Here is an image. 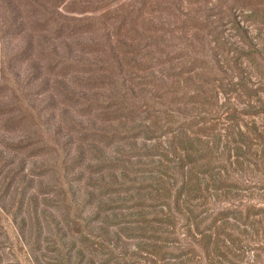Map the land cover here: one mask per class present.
I'll return each mask as SVG.
<instances>
[{"label":"rangeland","instance_id":"374dc122","mask_svg":"<svg viewBox=\"0 0 264 264\" xmlns=\"http://www.w3.org/2000/svg\"><path fill=\"white\" fill-rule=\"evenodd\" d=\"M109 56L127 60L113 76L131 73L141 89L93 88L91 64ZM162 68L178 83L138 79ZM150 82L180 96L155 102ZM199 87L208 103H189ZM119 93L126 117L105 106ZM164 106L185 120L208 109L214 142L264 129V0H0V264H176L186 237L164 144L141 127ZM261 193L244 198L264 202ZM166 211L170 235L153 231ZM259 240L233 264H264Z\"/></svg>","mask_w":264,"mask_h":264},{"label":"trees","instance_id":"16d2710c","mask_svg":"<svg viewBox=\"0 0 264 264\" xmlns=\"http://www.w3.org/2000/svg\"><path fill=\"white\" fill-rule=\"evenodd\" d=\"M123 53L126 55L125 52ZM111 59L112 57L109 56V61L104 59L97 64H91L89 71L97 70L101 75L100 78L89 81L92 82L93 88L120 83L126 90L129 89L130 94L131 89H141L138 86L142 83H136L138 81L134 76L130 77L131 73H128V78L125 79L119 70L118 78L114 77V70L117 71L118 66L127 67L128 65L125 64L127 60L122 63H113ZM168 62L170 64L171 61ZM189 65L188 72L192 68V63ZM141 70L143 69H139ZM171 71L172 69L162 68L161 71H156L157 75H155L156 72H152L151 75L141 76L143 78L138 79L144 82L143 85L147 82V78L156 83L158 80L156 76L161 80L163 73L165 79L172 75L170 82L173 85V77L177 83L179 78L178 72L170 75ZM193 73L192 71L191 74ZM110 75L112 78H109ZM192 78L193 83L206 84L207 82L198 74H193ZM150 84L145 87L147 88L145 93L149 94L150 98H154L155 102L162 101L165 93L170 96H180L173 91L168 93V86L165 90L160 89L153 82ZM123 93L117 96L112 95L113 99L105 106L120 105L125 111L123 116L126 117L130 114L132 106L125 107L123 101L118 99L125 97ZM200 95H202V102L207 104V94L201 87L191 89L188 93L190 99L188 102L195 103L191 99ZM175 100L172 101L173 104ZM132 101L134 102V99ZM185 103L187 102H183ZM200 103L198 102V105ZM150 108L145 111L148 115L142 121L141 127L149 139L160 138L164 144L162 149L164 168L171 176L170 178L164 173V178L171 181H167L166 192L170 194V188L174 187L173 205L179 212L184 229L182 234L186 237L177 242L178 246L183 245L176 248L179 251L175 255L176 264H195V262L216 264L217 259L226 260L228 257L232 259L227 262L228 264L242 261L240 259L242 256L239 257V255H242L243 249L247 248L248 244H254L250 241L252 238H260L254 249L261 251L264 255V202L254 203L255 201L244 198L245 193L253 189H258L264 197V175L260 176L263 172L257 174L261 173L260 169H264V129L237 127L234 139L214 142L211 140L214 128L209 123L211 116L208 109H193L189 111L191 115H187L188 119L185 120L186 115H180L178 110L171 111L165 106L162 110ZM189 121L192 123L185 124ZM225 130L224 133H226ZM247 133L250 137L246 135ZM252 168L255 172H252ZM218 201L220 205L216 204ZM164 207L168 208L169 204L166 203ZM171 214L172 211H166L162 218L159 216V223L165 225L161 228L155 226L153 231L167 235L173 233L174 222L167 221L175 217ZM179 248H185V250L181 249L180 253ZM201 252L199 256L198 253Z\"/></svg>","mask_w":264,"mask_h":264}]
</instances>
